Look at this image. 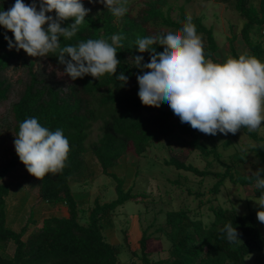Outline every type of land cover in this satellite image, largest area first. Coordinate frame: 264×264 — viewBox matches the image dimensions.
<instances>
[{"label":"trees","instance_id":"obj_1","mask_svg":"<svg viewBox=\"0 0 264 264\" xmlns=\"http://www.w3.org/2000/svg\"><path fill=\"white\" fill-rule=\"evenodd\" d=\"M217 1L233 7L243 18V24L230 37L227 53L218 57L216 54L221 47L214 28L204 23L203 16L191 17L201 38L205 58L216 63L238 58L241 54L235 41L240 37L247 47L243 55L254 56L264 62V44L260 39L264 34V0L257 3L255 0ZM31 2L24 0L26 4ZM144 3L145 7L133 14V6L126 0L124 6L127 11L122 17H115L104 5L84 0V6L90 9L85 21L73 37H61L60 46L63 47L88 38L112 43L111 36L119 35L121 40L114 45L120 61L116 74L123 71L128 76L123 85L115 78L116 74H104L98 78L85 75L75 80L70 76L67 80L50 78L51 74L40 61H47L63 71L64 66L56 57L58 50L39 57V60L30 59L23 49H9L4 34L7 32L13 40L14 35L0 26V101L9 97L13 81L5 72L13 62H21L31 74L22 94L11 104L15 135L23 120L36 117L49 130L62 129L69 141V152L61 170L46 174L41 179L31 174L43 201L52 207H59V210L64 208L65 212L45 216L41 226L25 239L27 223L20 230L7 224L10 185L3 181L12 168L23 163L15 151H11L10 156L3 160L4 151L0 147V264H250L249 258L253 254L264 255V223L257 219V212L253 208L256 204L254 199L260 195L254 171L264 168V133L249 131L246 127L239 129L258 141L250 149L254 154L253 168L245 172L242 166L246 162V149L238 147L233 161L228 163L221 158L219 145L209 143L213 135L194 129L187 122L181 123L170 108L149 105L140 98L136 76L138 69L133 65V56L142 55L146 63L151 52L145 49L143 53H137L135 40L138 36L158 34L167 29L164 27L178 29L189 16L185 6L170 3L169 0H144ZM13 4L14 0H0V7L4 10ZM174 10H179V15H173ZM48 14L55 15L54 11ZM72 22L68 18L62 26ZM154 44L162 47L164 42L156 40ZM131 82L134 84L131 85ZM172 118H176V122L173 123ZM94 127L98 129V135L90 141ZM216 135L217 139L225 140L220 145L226 142L237 145L230 137L231 133L224 135L218 132ZM173 136L180 137L178 142L188 148V155L172 153L165 159L168 165L190 170L201 177H216V182L210 188L214 194L219 193L228 182L244 188L251 186L253 192L247 193L246 198L248 210L240 212L237 204L231 207L212 204V217L205 220L201 213L181 207L169 211L166 224L156 229L163 233L162 237L155 234L156 231H150L151 225L142 230L139 251L132 249L127 229L123 231L122 243L111 242L105 229L114 225L115 213L126 202L136 203L139 195L145 196L142 192L134 193L132 186L126 187L125 177L118 175L114 168L124 154L132 152L142 157L160 140H168V148L173 150L169 140ZM88 152L95 156L102 171L116 181L117 196L105 202L97 198L94 206L85 209L79 207L71 180L93 173ZM192 154L202 157L206 166L199 168L189 161ZM215 161L223 164L225 169H213ZM196 194L200 196L201 192L197 191ZM200 202L206 201L202 199ZM29 221L36 222L33 217ZM226 223H232L237 228L240 240L230 243L225 238L223 228ZM163 236L170 243L169 255L154 261V251L148 248L149 242ZM125 249L134 256L132 262L125 263L122 259Z\"/></svg>","mask_w":264,"mask_h":264},{"label":"clouds","instance_id":"obj_2","mask_svg":"<svg viewBox=\"0 0 264 264\" xmlns=\"http://www.w3.org/2000/svg\"><path fill=\"white\" fill-rule=\"evenodd\" d=\"M104 5L115 17H122L127 8L126 0H88ZM54 11L55 15H50ZM90 9L84 0H14L4 10L0 7V26L10 30L14 40L4 34L9 49H23L33 57H43L57 52L58 62L72 80L90 75L116 74L120 61L116 57L119 35L111 36L112 43L104 39L88 38L76 44L60 46L61 37L70 39L85 21ZM68 18L72 23L62 26ZM164 42L157 47L154 41ZM137 53L149 49L151 54L133 56L138 69V95L142 100L167 101L181 123L215 136L218 132L235 134L242 127L256 130L264 121V62L254 56L240 55L223 63L207 60L200 36L191 16L182 21L180 28H167L152 35L138 36ZM128 80L123 71L115 75ZM14 149L27 171L36 178L61 170L69 152L68 138L62 129L55 131L42 126L36 117L19 124ZM256 188L260 195L255 202L259 206L257 219L264 223V168L254 171ZM225 238L234 243L239 239L236 227L226 223Z\"/></svg>","mask_w":264,"mask_h":264},{"label":"rangeland","instance_id":"obj_3","mask_svg":"<svg viewBox=\"0 0 264 264\" xmlns=\"http://www.w3.org/2000/svg\"><path fill=\"white\" fill-rule=\"evenodd\" d=\"M169 1L178 6H185L188 15L191 17L203 16L204 23L214 28L216 38L220 44L221 50L216 55L222 57L227 53L230 37L234 32H238L243 24V18L233 7L218 2L217 0ZM255 2L257 3L258 0H255ZM129 3L133 6V14H137L139 10L145 7L144 0H129ZM173 15H179V10H174ZM260 39L264 44V34ZM235 44L241 55L247 51V47L240 37L235 41ZM23 52L26 57L39 60V57H33L25 51ZM40 62L45 64L46 70L51 74L50 78H63L67 80L68 75L63 73L62 70L48 64L47 61ZM5 73L13 81V85L9 97L0 101V147L2 152L4 151L3 160H6L10 156L11 151H15V133L12 129L13 113L11 111V104L20 97L31 78V74L26 71L21 62H13ZM133 84L131 82V85ZM145 101L149 105H156L163 109L170 108L164 99H161L158 103ZM172 122H176V118H172ZM261 123L262 125L255 130L259 134L264 133V121ZM174 125L176 126V124ZM97 135L98 129L94 127L90 141L95 140ZM216 136H212L209 139V143L211 145H219L223 160L231 163L234 153L240 147L248 151L246 154V162H244V165L242 164L243 166L241 165L242 168L244 167L245 172L253 168L254 154L250 149L258 144V141L243 130H239L233 136L231 133L230 137L235 140L236 146L230 142L220 145L225 140L217 139ZM169 140L173 150L168 148V140H160L155 142L142 157L132 152L124 154L119 164L114 168L118 175L125 177L126 187L132 186L134 193L142 192L145 193V196L139 195V200L136 203L133 201L126 202L125 206L119 208L115 213L114 225L105 229V233L111 242L122 243L124 241L123 231L127 229L132 249L139 251V240L142 236V230L148 225H151L150 231H156L155 234L161 235L162 237L163 233L156 229L160 225L164 226L166 224L167 213L169 211L181 207L201 213L205 220H209L212 217V211L210 210L212 204L222 205L224 207H231L237 204L240 212L248 210L246 198L247 193L253 192L251 186L244 188L228 182L226 187H222L219 193L214 194L210 188L216 182V177L210 175L201 177L190 170L179 169L165 162V159L175 152L188 155V148L182 147L181 143L178 142L180 141L179 136H173ZM196 155L192 154L190 157L188 156V160L199 168H204L206 162L202 157ZM87 158L89 159V165L93 173L87 176L75 177L71 180L72 191L79 202V207L85 209L94 206L97 198L105 202L117 196L116 181L102 171L101 166L98 164L92 152L87 153ZM213 169L224 170L225 166L215 161ZM3 181L10 185V194L7 198V224L16 230H20L27 223L28 230L24 239L30 232L41 226L45 216L65 212L64 208L59 210V207H52L43 201L39 194L38 184L35 182L34 177L27 171L24 164L12 168L4 177ZM197 191L201 192L200 196L196 194ZM202 199L206 202L201 203L200 201ZM208 199L212 200L208 201ZM253 208L257 212L259 206L255 204ZM30 217H33L36 222H30ZM169 244L165 236L150 240L148 248L154 251V261L168 257ZM122 259L125 263H129L134 260V256H132L129 250L125 249L122 254ZM249 262L250 264H264V255L253 254L249 258ZM153 264L157 263L153 262Z\"/></svg>","mask_w":264,"mask_h":264}]
</instances>
